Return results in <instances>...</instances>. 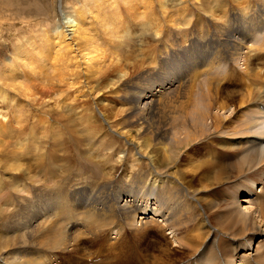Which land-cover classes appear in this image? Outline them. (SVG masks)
Masks as SVG:
<instances>
[{"label": "bare ground", "instance_id": "6f19581e", "mask_svg": "<svg viewBox=\"0 0 264 264\" xmlns=\"http://www.w3.org/2000/svg\"><path fill=\"white\" fill-rule=\"evenodd\" d=\"M130 1H139V8L142 6L140 4L150 2L124 0V8L129 12L133 10L130 9ZM230 1L231 5L227 9L223 0H217L216 6L211 9L195 2L183 7L172 4L173 9H169L168 4L162 3L159 6L160 12L157 9L161 20L154 16L145 18L146 21L139 25L137 22L138 26L155 27L154 36L159 38L148 35L146 38L150 43L157 41L160 44H148L145 47L147 49L142 50V59L135 61V68L141 70L136 76L124 73L118 63H110L112 55L102 48L104 42L95 31L94 14L86 16L87 7L84 5L79 7L73 19L64 23L66 26L61 25L62 29L43 36L40 42L31 38L26 45L18 48L14 62L9 61L7 69L1 72L5 84L2 85L4 88L0 87L3 89H0L1 99L17 102L19 109L25 106L19 97L27 100L31 98V102H34L35 92L27 87V83L33 84L31 81L35 78L37 82L46 84L44 77L47 68L52 67L54 81L60 84L66 82V86L78 85V91H84L81 98L86 105L82 111L77 113L78 107L69 106L80 121L78 125L73 124L72 130L76 132V126H81L80 135L76 132L74 134L77 137L74 138L77 141L80 137L84 138L86 145L97 142L96 147L89 144V152L94 151L97 158L103 156L105 159L100 162L101 177L91 171L85 172L82 169L85 166L76 171V178L71 176L58 183L59 176H50L43 181L40 174L43 175L46 169H51L53 175L59 169H68L65 133L56 134L52 131V148L45 145L46 136L37 135L34 129L26 137L25 133L17 132V141L0 140L2 154L10 158L9 163L5 161L0 168L6 171L9 167L13 174L14 187L11 190H15L20 177L25 178L31 187L27 190L28 197L7 199L2 194L10 190H4L5 172L0 171V201L6 205V210L2 205L0 209V264H46L47 256L41 254V250L46 248L48 252L66 250L69 242H78L83 235L100 231L104 233L106 230H116L117 233L139 231L146 227L158 229L163 234V227L171 230L170 235L173 234L178 243L176 246L191 250L193 259L189 264L254 263L252 257L258 254L261 242L264 245V237H261L264 236V78L254 69V62L259 65L264 61V0ZM98 5L95 3L91 6L97 10ZM118 10H115V15L108 17L121 19ZM202 12L210 15L209 22H204L202 16L195 17L196 13ZM107 13L106 10H98L95 16L99 18ZM148 15L151 13L145 16ZM176 15H179L181 21L173 19ZM105 20L111 32L109 35L105 33L110 40V48H118L121 37L127 38L129 30H121L122 36H116L112 34L115 25L109 22L110 19ZM159 26L164 27L161 30ZM184 28L190 29L187 38L181 36ZM29 45L36 51L35 56L29 55L26 49H29ZM48 55L52 60L48 59ZM212 55L216 58L213 59ZM220 63L225 67L221 68ZM170 66L184 69L185 75L178 80L171 79L165 73L171 69ZM221 70L249 80L250 89L245 90L246 94L239 91L226 94V89L221 87L218 80L220 76H213L221 73ZM114 74L120 82L117 88L120 96L117 97L116 105L108 108L109 105L101 104L103 110L92 107L91 101L98 92L106 88L112 93L110 85ZM89 79L94 82L90 83ZM195 84H198L200 92L199 98L193 100L190 92ZM181 89L188 93L187 100L173 99V94ZM223 94L230 102L245 105L244 118L227 133L224 131L226 125L222 124L217 114L218 111L229 109L222 100ZM104 122L110 129H106ZM20 129L23 131L25 126L21 125ZM46 129L49 131L51 128ZM8 130L6 134L7 130L0 125V136L14 140L12 128ZM100 136L104 137L97 140ZM213 141L224 152V157L220 154V160L215 149L212 151L209 146L206 153V148H202L207 142L213 144ZM42 143L43 155L40 147ZM27 144L30 148L24 151ZM185 147L194 152L200 149L204 157L209 159L196 156L194 160H189L184 153V171H180L183 164L178 162V157L172 166L176 169L173 174L168 176L162 173L163 168L173 162V156L168 150L179 153ZM33 152L38 153L35 155ZM234 155H237L235 158L240 155L244 157L234 163ZM115 157L118 161L116 167L104 165V162L110 163ZM29 161L31 163L27 164ZM141 163L146 165L147 170L133 174V170L140 167ZM109 171L112 175H109ZM118 173H122L123 177H116ZM185 176L191 178L190 182L197 188V193L191 194L186 189L183 183ZM239 178L247 183L252 182L250 188L241 190L243 181ZM40 181L44 182L41 186L38 185ZM95 181L103 183L100 189L102 192L96 190ZM225 183L228 184L226 190L229 191L228 196L231 194V203L222 204L220 210L216 198L208 200L203 195L215 193L218 185H211ZM255 185L258 186L255 188ZM58 186L65 188L59 190ZM143 186L146 190L141 194ZM92 191L93 201L90 205L86 202V196ZM197 195L200 196L196 198ZM239 195L242 199L237 198ZM183 204L188 208L190 215L186 218L193 222V231L205 229L211 232L210 240L214 243L221 233L230 241V248L223 246L216 250L214 243L204 248L197 243L196 237L186 240L182 230L189 221L177 208V205ZM241 204L246 206L244 210ZM210 211H216L215 217L219 219V226L224 228L225 233L220 227L212 229L206 221L205 214ZM27 247L31 250L36 248L38 256L26 252ZM243 250L250 252L244 253ZM258 264H264V259Z\"/></svg>", "mask_w": 264, "mask_h": 264}, {"label": "rangeland", "instance_id": "374dc122", "mask_svg": "<svg viewBox=\"0 0 264 264\" xmlns=\"http://www.w3.org/2000/svg\"><path fill=\"white\" fill-rule=\"evenodd\" d=\"M94 1L95 0H0V74H1L0 75V80H1L0 87L4 88V86L2 85H5L2 81L1 72L7 69L9 61L14 62L13 58H15L14 57L15 53L17 52L20 46L22 47L23 45H26V42H28L29 39L31 38H33L34 40L36 39V41L40 42L42 41L41 39L43 38V36L47 34L52 35L54 34V31L62 29L61 25L63 27L66 26V24L64 23H66L70 19H73L75 15L77 14L79 7H83V5L87 7V11L85 12L86 16H91L92 14H94V17H95L94 20H95V24L97 27L95 31L97 30L98 34L103 39L102 42H104L102 48L103 50H105V52L109 54L111 53L112 55L110 59V63L112 62L118 63L120 70H122L124 73H127V74L131 73L132 75L136 76V74L138 75L141 72V70H138V68H135V65L137 64V62L135 61L136 60L138 61V59L139 60L142 59V56H141L142 50H146L147 48L145 47L148 44L151 46H153V44H155V46L160 44V42L159 44H157V41H155L154 43H150V41L146 38L147 35H148L147 37H151V38L155 37L156 39L159 38L157 35L154 36L156 34L155 27L148 28L143 25L138 26L142 22L144 23V21H146L145 18H150V17L155 16L156 18H160L159 20H161V15H158V14L160 12L159 6L162 3L168 4L169 9H173L172 8L173 5L177 7H183L185 5L187 6L188 4V6H190L192 5L193 2L197 3L198 5L201 4L202 6L208 7L209 9H211L216 6V2H217V0H194L193 2H191L192 0H169V1L160 0V2H158L157 0H149L150 2L146 4H140L142 6H140L139 8L138 7L139 1L137 2L130 1V9L133 8V10L129 12L127 9L124 8V3H123L124 0H101V1L96 0V2ZM223 1H224L223 4L224 6H226V9H227L231 5V1L230 0H223ZM95 3L99 4L98 6H96L98 7L97 10L95 9V7H92ZM205 4H207V6H205ZM89 6L92 8L89 9L88 8ZM116 9H119L118 12L123 18L121 17V19L118 18L117 20V19H114V18L111 19L108 17L109 15L110 16H113V14L115 15ZM157 9L159 10V12ZM98 10H106L108 11L107 13L108 15L105 14L106 16L103 15V17L97 18L95 14L98 12ZM197 12H201V10H198ZM239 12L241 13L242 11H239ZM150 13L151 15H148V17L145 16L146 14H150ZM204 13L206 12L196 13L197 15L195 14V17L200 18L202 16L201 19H204V22H209L210 15L208 16ZM235 14H238V12H235ZM176 18L181 21V18L179 17V15L174 16L173 19H176ZM105 19H110L109 22L115 25L113 28L112 34H116V36H122L121 30H124V29L129 30V33L127 34L128 35L127 38L121 37L122 38L120 40L121 44L118 46V48L114 46L113 48H110V45H109L110 40L109 38H107V36H105V33L109 35L111 34V32L108 30L109 26L106 24ZM134 22L136 23V25L134 24ZM137 22H138V25H137ZM172 24H175V22ZM100 25H103V27ZM163 27L159 26L161 30ZM141 28L142 29L145 28L146 31L142 30ZM189 32H190L189 28H184L182 33L181 32L180 33H181V36L185 35V38H187ZM113 41L116 42V40H113ZM263 45H261L260 47H262ZM247 47L250 48L249 46ZM26 49L28 50V53L31 56H35L37 54L36 51L33 50L34 48H31L30 45H29V49L28 48ZM47 57L49 60H52L50 55H48ZM211 57L213 59L216 58L214 55H212ZM221 64L222 63H220V67L224 68L225 66ZM170 68L171 69L166 70L165 73H167L171 79L175 78V80H178L180 79V77L185 75V70L180 67L173 68L172 66H170ZM258 68L260 69L258 70ZM254 69L255 71H258V73L261 75L262 78H264V61L262 64H259V65L254 62ZM115 76L116 74H114L111 77L113 79V83H111L110 85L112 88V93L113 92L114 93L113 94L110 93L111 90L106 89V88L104 89V91L98 92L96 97H94V99L91 101L92 107H95V108L98 107L97 108L98 110H103V107L100 106L101 104L105 106L109 105L108 108H111L112 106L116 105L117 97L120 96L118 92L119 90L117 89L120 86V82H118V78ZM213 76H220L221 79L223 77V80L221 79H218V80H220L221 82L220 84L222 85L221 87H223L224 90L226 89L225 90L226 94H230V92H234V91H239L242 94H246L245 90L250 89L249 87L250 81L241 78L237 74H233L230 72H224L223 70H221V73L217 75H213ZM54 77L55 75L52 72V67H50V69L47 68V74H46V77H44V83L46 82V84L37 82L35 78H33L31 81L33 82V84L27 83L28 84L27 87L29 86V88L35 92L36 100L34 102H31V98L27 100L22 97H19L21 98V101H23L25 104V106L20 107V109L17 106V102L15 101L6 102L1 99L2 94H0V125L4 127L5 131L7 130L6 134H8V131H10L8 129L12 128V131H13L12 134L14 135V140L5 139L4 136H0V140H3L5 142L6 141H9V142L17 141V139H19L18 136H16L17 132L25 133L26 134L25 137H26L35 130L37 135L43 134L44 136H46V138L44 137L46 139L44 141L45 145L48 146L47 148H52L51 144H54V142H52L53 141L52 131L54 130L53 133L57 132L59 134L65 133L67 150H68V153L66 155L67 161H68V169L67 167L63 170L59 169V171L55 172L56 175L52 174L51 169L49 170L46 169L43 175L40 174V178L43 181H45L46 177L59 176L60 179L58 183L64 182L65 179L68 177L75 176L76 178L77 177L76 171L79 168L85 167V166H86L85 168H82L85 172L91 171L99 175V177H101L102 171H101L100 162H103L105 157L100 156L99 158H97L98 156H96L97 154H95L94 151L90 153L89 152L91 149L90 145L92 143H88L86 145V143L84 142V138L80 137L78 141L74 138V137H77V135L74 133L77 132V134L80 135L81 126H76L78 128L77 130H75L76 132L72 130V127L74 125H78L80 121L77 118L78 115H76V112H74L71 109V107L72 108L73 106H75L76 108L78 107L79 110H77V113L82 111V109L86 105L82 103L83 99L81 98L82 97L81 95H83L84 91L79 92L78 85L66 86L65 84L66 82L60 84L57 81H54ZM195 81H198V80H195ZM89 82L93 83L94 80L89 79ZM1 91H3V89H1ZM43 92L46 94H43ZM177 92L173 94V99H178L181 101L187 100L188 93L186 94L183 89L178 90ZM199 92H200V89L198 88V84H195V86L190 92L191 99L193 100L198 99ZM236 95H238V93H236ZM222 100L225 104H227V106H229V109L226 111H222V112L218 111V113L216 110H214L213 112L217 113L219 119H221L222 121V124L226 125L224 131L227 133L229 132L230 128L232 127L234 128L235 126H237V124L244 118L245 105H239V104L237 105V104L230 102L228 99L225 98V94H223ZM166 101H168V99H166ZM247 104L251 105L250 103H247ZM70 105L71 107H69ZM18 115H20L21 117L23 116L22 119ZM222 115H224L225 117L222 118ZM104 124L105 126H107L106 129H110V126L106 122H104ZM21 125L25 126V129L23 131H20L22 130L20 129ZM49 127L51 129L49 131H46L47 130L46 128H49ZM110 135L112 136L113 134H110ZM92 136L93 134L91 133V138ZM102 137L104 136L98 137L97 140H101ZM48 140H50L51 143ZM92 145L96 147L97 142H94V144ZM102 145H99V146H102ZM209 146L212 149V151L215 149V152H216L215 154L216 156H218L219 160L221 159V156H220L221 153H222V156L224 157V154H223L224 152L220 148H218V146L214 143V141H213V144H208L207 142L206 144L202 145V148L203 147L206 148V153H207V149L209 148ZM40 147H42L41 154L43 155L44 153L43 143L42 145H40ZM29 148H30L29 144L25 145L24 151L28 150ZM53 152L54 151H52V153ZM33 153L36 155L38 152L37 153L33 152ZM168 153L172 154L173 162L169 163L166 167L163 168L162 173H166L167 175L168 174L172 175L173 172L176 170V169H173L172 166L174 165V162L176 158L178 157H179L178 162L180 164H183L180 167V171L185 170L186 167L183 163L184 158L182 156V154L184 153L186 154L187 158H189V160H194L196 156L203 158L205 160L209 159V158L204 157V153L202 154L200 149L197 150V152H194L188 147L182 148L179 151V153L173 152L172 150L169 149ZM148 154H150V152ZM29 155L27 156L29 157ZM236 156L234 155V159H233L234 163L238 162L239 160H242L244 157V155H240L239 157L235 158ZM131 157L132 156H130V159H132ZM112 160L113 161L107 164L106 162H104V165L108 167L110 166L116 167L115 165L118 162L117 158L115 157ZM5 161L9 163L10 158L7 154L6 155L2 154V144H0V166H3ZM47 161L48 159H46V162ZM30 163L31 161H29L27 164H30ZM64 164H66V162H64ZM93 166L96 168H94ZM141 170L143 171L147 170L145 164L142 165L141 163L140 167H137L133 170V174L138 173ZM0 171L2 172L4 171L2 167L0 168ZM178 171L179 170L177 169V172ZM4 172H5L4 182L6 185L4 186V190H10V192L6 191L7 193L5 192L2 195L5 194L4 196L7 199L11 197H15V198L28 197L29 195L27 193V190L31 188L30 183L27 182L25 178L20 177L18 185L15 186V190L13 189L11 190V188L14 187L13 174L10 172L9 167ZM109 175H112L111 171H109ZM116 177H123V175L122 173H118ZM177 177H180V175H178ZM239 179L242 180L241 178ZM43 181H40L38 185L39 186L43 185L44 184ZM190 181H191V178L189 176H185V178L183 179V183L185 184L184 186L189 192H191V194L197 193L198 191L197 188L194 187ZM95 183L98 185V186L94 185L96 190L98 192H102L100 191V189H101V186H103V183L101 181H95ZM251 183L252 182L247 183L243 181V187L241 188V190H246L250 188ZM227 185H228L227 183L211 185V186H217V188H215L216 189L215 193H213V195L204 194L203 196L204 197L206 196L208 200L209 199L212 200L213 198H216L217 202H219L220 204L219 208L220 210H222L221 209L223 208L221 206L222 204H227V202L231 203V199H230L231 194L230 196H228L229 191L226 190ZM145 186L142 187V190L140 191L141 194L143 191L146 190V188H144ZM257 186L258 185H255V188ZM221 187H223L224 189H221ZM64 188H65L64 186L57 187V189L59 190H62ZM201 191L202 190H200V192ZM199 196L200 195H197L196 198ZM242 196H244V194ZM242 196L239 195L237 196V198L242 199ZM92 197H93V191L88 196H86V202L90 205L92 204V201H93ZM137 198H143V197L137 196ZM6 200L4 202H6ZM1 202L2 201H0V203ZM245 207L246 206L244 204H241V209L244 210ZM1 208L6 210V205L3 202L0 204V209ZM177 208H179V210L182 211L181 213H183L185 219L187 220L186 217L190 215L189 211L187 210L188 208L184 206V204L177 205ZM198 209L200 210V212H202L199 206H198ZM7 211H9V209H7ZM206 214H205L206 221L210 223V226L212 227V229L220 227L221 231L225 233L224 228L219 226L221 224V223H218L219 219L215 217V215L217 214L216 211L206 212ZM192 223H193L192 221H189V223L187 224V227L182 230L183 235H184L182 236L186 240L196 237V241L200 246L204 248L207 246L211 247V245L214 243L212 240H210L209 235L211 234V232H208L205 229H201V230L198 229L196 231H193L195 227L194 225H192ZM262 224L264 228V222ZM200 227H202V225ZM143 230H144V233H143ZM143 230L124 231L122 233H117L116 230H112V231L106 230L104 233L103 232L101 233V231L95 232L93 234H89L86 236L83 235L81 238L78 239V242L77 241L69 242L68 243L69 245L67 246L68 248L66 250H60V251H50L49 250L48 252V249L46 248L43 251L41 250V254L47 256L48 263L46 264H167V263L171 264V261L173 262L172 264H189L190 261L192 262L193 256H192L191 250H189L187 247L182 248V247L176 246L178 245V243L176 242V239L173 237V234H171L172 236L170 235L171 230H169L168 228L163 227V230H165L164 232L165 235L160 230L155 229L153 227H146ZM203 233H206L207 235L205 236V234ZM261 237H264V236H261ZM217 238L219 239H216L215 241L216 244L214 243L213 245V247L216 248V250H219L223 246L230 248V241L228 240V238H226V236L219 233ZM173 240H175L176 244L174 243ZM25 251L26 252L30 251V255H36V252H37L36 248L35 250H31L28 247L27 249H25ZM243 252L249 253L250 251L245 252V250H243ZM37 256L38 255H36V257ZM252 258L254 262L253 264H258L260 260L264 259L263 242H261V246L258 248V254L256 256H253ZM8 262L6 261V263ZM236 264H240V263H236Z\"/></svg>", "mask_w": 264, "mask_h": 264}]
</instances>
